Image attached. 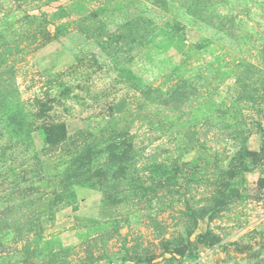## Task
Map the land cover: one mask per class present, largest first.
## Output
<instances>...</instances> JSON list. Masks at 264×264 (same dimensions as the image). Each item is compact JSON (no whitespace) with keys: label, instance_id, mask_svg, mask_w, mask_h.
Here are the masks:
<instances>
[{"label":"rangeland","instance_id":"374dc122","mask_svg":"<svg viewBox=\"0 0 264 264\" xmlns=\"http://www.w3.org/2000/svg\"><path fill=\"white\" fill-rule=\"evenodd\" d=\"M0 264H264V0H0Z\"/></svg>","mask_w":264,"mask_h":264}]
</instances>
